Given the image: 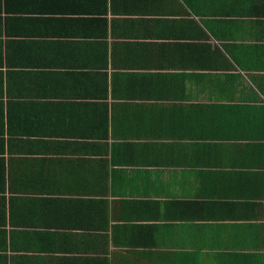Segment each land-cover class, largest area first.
Returning a JSON list of instances; mask_svg holds the SVG:
<instances>
[{
    "label": "crops",
    "instance_id": "0c3cea01",
    "mask_svg": "<svg viewBox=\"0 0 264 264\" xmlns=\"http://www.w3.org/2000/svg\"><path fill=\"white\" fill-rule=\"evenodd\" d=\"M0 264H264V0H0Z\"/></svg>",
    "mask_w": 264,
    "mask_h": 264
}]
</instances>
